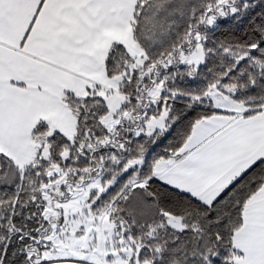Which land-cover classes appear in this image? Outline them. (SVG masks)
Here are the masks:
<instances>
[{"label":"snow or ice","instance_id":"1","mask_svg":"<svg viewBox=\"0 0 264 264\" xmlns=\"http://www.w3.org/2000/svg\"><path fill=\"white\" fill-rule=\"evenodd\" d=\"M0 264H264V0H0Z\"/></svg>","mask_w":264,"mask_h":264}]
</instances>
